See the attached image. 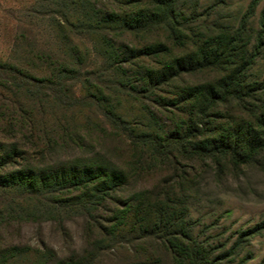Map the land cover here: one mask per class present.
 <instances>
[{"label":"trees","instance_id":"16d2710c","mask_svg":"<svg viewBox=\"0 0 264 264\" xmlns=\"http://www.w3.org/2000/svg\"><path fill=\"white\" fill-rule=\"evenodd\" d=\"M56 3L60 31L71 29L68 36L63 33L70 44L64 45L68 61L65 58L64 63L79 64L70 60L74 51H82L73 39L86 33L90 50L105 61L123 89L109 97L93 85L92 104L84 106H94L95 111L67 114L66 104L58 111L60 92L54 85L66 78L65 73H75L76 67L54 65L57 60L43 67L35 61L54 59L53 55L33 49L25 50L18 62L0 61V228L15 225L17 232L23 222L61 220L77 208L87 214V234L95 250L112 242L140 251L147 259L141 264H160L164 256L172 264H213L210 251L187 225L185 197L174 193L175 187L180 192L187 189L177 174L173 191L156 195L142 189L124 196L129 173L106 153L61 160L52 156L68 145L89 147L74 124L101 127L100 118H105L126 147L138 149L144 163L134 165L137 170L176 167L179 157L188 156L215 166L260 162L264 79L247 80L258 44L248 54L239 29L232 34L202 33L195 26L186 28L187 33L180 31L178 0H152L147 7L142 0ZM161 27L169 42L119 40L125 31ZM195 72L213 76L196 82L187 79ZM160 111L169 114L164 118L168 125L157 117ZM97 211L105 214L97 217ZM9 240L5 244L0 233V264H91L94 259L91 254L56 258L46 246Z\"/></svg>","mask_w":264,"mask_h":264},{"label":"rangeland","instance_id":"374dc122","mask_svg":"<svg viewBox=\"0 0 264 264\" xmlns=\"http://www.w3.org/2000/svg\"><path fill=\"white\" fill-rule=\"evenodd\" d=\"M57 1L59 0H0V61L18 62L25 54L24 51L29 49L52 54L54 59L41 57L35 61L36 64L51 66L49 62L57 60L58 63L54 65L62 64L71 69L76 67L75 73H65L66 78L54 85L60 92L56 99L58 111H63L64 104L68 105L67 110H64L67 114L78 110L95 111L94 106H84L86 103L92 104V97L96 93L93 85L109 97L117 95L118 90L122 91L123 88L116 83L112 72L109 73L105 61L97 52L90 50L91 43L88 42L89 35L86 33L73 39L76 47L82 51H74L73 59L70 60H77L79 64L64 63L67 57L62 53L65 51L64 45L70 44L63 37V33L68 36L71 29L68 27L60 31ZM142 1L144 7L152 2ZM251 4L253 6L249 8ZM178 8L182 14L177 17V23L180 31L184 33L186 28L194 26L197 31L200 29L202 33L208 34L223 31L232 34L239 29L240 43H243L248 54L258 44L254 61L247 70V80L264 79V0H178ZM119 40L128 44L141 43L144 40L170 41L162 27L157 30L125 31L120 34ZM88 47L89 53L85 54ZM71 73L74 77H71ZM211 74L195 72L186 77L196 82L207 76L211 77ZM156 115L166 125L169 124L164 119L165 115H169L167 112L160 111ZM100 120L101 127L87 128L79 122L74 124L84 137L83 143L90 148L84 145H68L52 158L76 159L93 152L106 153L129 173V182L122 190L124 196L142 189L156 195L166 190L173 191L177 174L187 189L180 192L181 189L175 187L174 193L185 197L187 225L192 235L210 251L212 263L264 264V156L258 163L237 166L228 162L220 166L209 161L201 164L194 157L188 156L184 159L179 157L181 162L176 167L166 164L165 167L137 170L134 165L138 167L144 163L139 160L141 154L138 149L126 147L118 139L117 130L110 128V122L105 118ZM189 180L192 181L191 184ZM101 214L105 213H95L97 217ZM64 216L61 220H28L19 225L17 232L15 225H11L5 229L0 228V233L5 238V244L11 238L17 244L46 246L54 251L56 258L91 254L94 257L91 264H141L145 259L140 251L128 247L121 249L111 241L108 247L103 243L99 250L93 249L92 236L87 234L86 229L87 214L76 208L69 216ZM131 242L138 241L133 239ZM160 261V264H172L168 256L160 257Z\"/></svg>","mask_w":264,"mask_h":264}]
</instances>
